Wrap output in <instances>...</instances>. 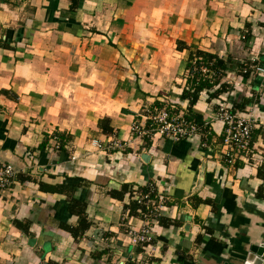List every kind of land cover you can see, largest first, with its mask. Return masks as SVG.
<instances>
[{
	"label": "crops",
	"instance_id": "obj_1",
	"mask_svg": "<svg viewBox=\"0 0 264 264\" xmlns=\"http://www.w3.org/2000/svg\"><path fill=\"white\" fill-rule=\"evenodd\" d=\"M70 6L0 0V164L17 172L0 192V264H240L264 248V73L237 74L244 61L264 69V0ZM178 42L229 68L224 81L234 90L210 103L202 94L194 107L211 130L207 144L195 133L146 142L133 130L144 129L155 102L185 111L187 52ZM251 98L239 113L255 126L252 154L231 165L217 113ZM104 118L110 135L99 129ZM40 184L73 191L44 192ZM123 185L132 196L151 185L166 198L160 217L169 224L154 219L142 248L128 235L144 226L124 210L132 197L109 195ZM71 200L84 204L89 224L76 239L63 229L80 221Z\"/></svg>",
	"mask_w": 264,
	"mask_h": 264
},
{
	"label": "trees",
	"instance_id": "obj_2",
	"mask_svg": "<svg viewBox=\"0 0 264 264\" xmlns=\"http://www.w3.org/2000/svg\"><path fill=\"white\" fill-rule=\"evenodd\" d=\"M79 0H71V9H75L78 5ZM178 51H186V78H185V86L180 94V101H187V107L183 112L180 121L187 125H193L196 128V134L200 136L201 143H210L212 133L209 126L204 122L203 116L196 112L194 107L200 100L202 94L206 95V102L210 103L212 100L221 101L222 96L229 95L234 87L231 84H227L224 79L229 71L227 63L218 58L217 56L205 52H201L199 50H190L183 43H177ZM259 63L244 61L238 65V75L243 77L244 79H249L252 75H255L256 69L259 67ZM254 98L251 99H243L240 103H233L230 107V111L244 113L247 112L250 105L254 102ZM256 101V100H255ZM165 107V112L168 116L177 115L178 106L175 104H171L170 102L166 104H161L160 102H155L152 105L148 112L145 115L148 117L149 114L152 113L153 109H162ZM151 120H147L144 126L145 130L150 129V125H152ZM99 129L105 135L112 134V129L110 127L109 120L104 118L98 123ZM153 127V126H152ZM253 135V132H252ZM149 137V136H148ZM144 136L143 140L146 142L149 141V138ZM62 149V145L59 146V149ZM264 175V169L259 170L258 176L262 179ZM39 188L44 192L51 193H65L67 191L72 192L73 189L66 188L65 186H57V187H48L40 184ZM138 193L142 196L147 195L150 201L155 199V195L152 192L151 186L141 187L138 190ZM109 195L112 198L117 200H122L124 195H129L132 197V190L128 185L121 186L119 191H111ZM71 213L79 216V223L76 227H68L64 226L63 229L69 232L75 239L79 237L85 230L89 228V224L86 222L85 216H83L84 204H81L77 201L71 200L69 201V209ZM124 210L131 216H141L140 213L145 211V206L142 203H138L137 201L131 200L128 205L124 206ZM143 219V218H142ZM158 223L162 227H167L169 222L162 217H156ZM17 226L23 227L20 223ZM124 264H134L132 262H125Z\"/></svg>",
	"mask_w": 264,
	"mask_h": 264
},
{
	"label": "built area",
	"instance_id": "obj_3",
	"mask_svg": "<svg viewBox=\"0 0 264 264\" xmlns=\"http://www.w3.org/2000/svg\"><path fill=\"white\" fill-rule=\"evenodd\" d=\"M256 71L264 73V69H261V67H258ZM217 116L223 124L222 145L226 150L224 160L231 165L237 161L248 162V157L252 154V132L255 128L251 119L244 117L239 112L232 113L230 108H220ZM180 118L181 116L179 115L168 116L165 109H153L148 117L153 123L150 125V129L144 130L134 126L133 130L141 136L153 137L159 135L160 137L170 138L178 142L185 137L194 133L196 134L195 126L183 123L180 121ZM97 146L99 147L98 144ZM16 176L17 172L11 165L0 164V192L10 187L15 181ZM165 199V196L158 192L153 201H150L147 195L142 196L139 193H134L132 200L142 203L145 206V211L140 213L143 218L142 221H144V226L138 231L128 232L132 245L142 248L151 244L150 225L156 217L161 215ZM138 264L141 263L139 262Z\"/></svg>",
	"mask_w": 264,
	"mask_h": 264
},
{
	"label": "water",
	"instance_id": "obj_4",
	"mask_svg": "<svg viewBox=\"0 0 264 264\" xmlns=\"http://www.w3.org/2000/svg\"><path fill=\"white\" fill-rule=\"evenodd\" d=\"M148 155L143 154L142 159L147 161ZM240 264H264V248L253 247L247 258Z\"/></svg>",
	"mask_w": 264,
	"mask_h": 264
}]
</instances>
